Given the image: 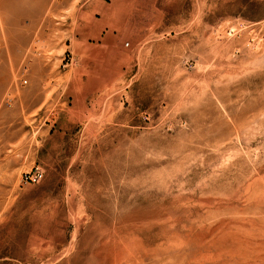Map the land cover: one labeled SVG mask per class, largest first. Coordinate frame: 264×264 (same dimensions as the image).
<instances>
[{
    "label": "rangeland",
    "instance_id": "1",
    "mask_svg": "<svg viewBox=\"0 0 264 264\" xmlns=\"http://www.w3.org/2000/svg\"><path fill=\"white\" fill-rule=\"evenodd\" d=\"M0 264H264V0H0Z\"/></svg>",
    "mask_w": 264,
    "mask_h": 264
},
{
    "label": "built area",
    "instance_id": "2",
    "mask_svg": "<svg viewBox=\"0 0 264 264\" xmlns=\"http://www.w3.org/2000/svg\"><path fill=\"white\" fill-rule=\"evenodd\" d=\"M41 174L38 172L32 173V175H29L25 178L27 183H38L41 180Z\"/></svg>",
    "mask_w": 264,
    "mask_h": 264
}]
</instances>
